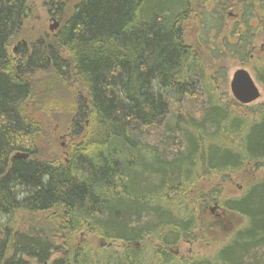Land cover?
Returning a JSON list of instances; mask_svg holds the SVG:
<instances>
[{
	"label": "trees",
	"instance_id": "1",
	"mask_svg": "<svg viewBox=\"0 0 264 264\" xmlns=\"http://www.w3.org/2000/svg\"><path fill=\"white\" fill-rule=\"evenodd\" d=\"M235 1L77 0L54 38L11 55L30 0H0V264H264V178L221 200L246 223L212 253L172 250L224 195L215 178L264 167V104L241 113L218 94L225 68L211 70L223 50L249 60L264 0ZM233 7L244 20L225 33ZM37 105L67 127L65 161Z\"/></svg>",
	"mask_w": 264,
	"mask_h": 264
},
{
	"label": "rangeland",
	"instance_id": "2",
	"mask_svg": "<svg viewBox=\"0 0 264 264\" xmlns=\"http://www.w3.org/2000/svg\"><path fill=\"white\" fill-rule=\"evenodd\" d=\"M232 3H235V0ZM77 0H30L28 12L26 18L24 20L23 26L18 31L16 38L9 45V53L14 55V51L21 44L26 46L32 45L35 41L40 38H54V36L62 29L65 24V20L67 19V7L71 9L72 6L75 5ZM63 4L64 10L57 11V8ZM212 4V3H211ZM209 3V6H211ZM234 5V4H233ZM62 7V8H63ZM243 11L238 9L237 7L230 8L228 11L227 22H226V30L228 31L235 24L241 23L243 16ZM244 20V19H243ZM55 21L59 22L58 28L55 30H51V26L54 25ZM255 29V40L253 44V48L249 52V60L247 63L241 62L235 55L228 52L227 50H223L227 53V56L224 57L221 62H214L211 66V70L214 71L215 68H219V66L225 68L227 79L225 84H221L216 81V85L218 86V94L221 97H224L223 100L228 97L229 99H234V96L231 92L230 82L233 77V74L241 68H245L250 72L252 77L256 80L257 85L259 86L261 97L256 101L244 105L241 104L242 108L240 109L241 113H245V109L251 108V106H256L257 104H264V86L258 82L256 78L255 68L257 66L264 64V8H261L257 11L255 18L251 21ZM189 23L186 24L187 37L189 42H196V36L199 32V29L196 27L188 26ZM242 30H245L243 25H239ZM215 33L214 31L212 32ZM223 38V36L221 37ZM220 38V40H221ZM220 40L217 44L221 45ZM198 44V42H197ZM199 45V44H198ZM216 45V44H215ZM200 46V45H199ZM75 84V96L79 98L82 96V89L80 87H76ZM81 98H84L82 96ZM237 101V100H236ZM38 106V105H37ZM70 106V105H69ZM74 107V106H72ZM31 110V109H30ZM32 117L39 118L44 125V123H48L49 129L47 132L54 133L58 132L57 139L55 140L54 146L52 148L51 153L53 152L57 159L65 161L69 157L70 146L73 142L72 137L67 133V127L59 126L56 122H53L51 119H42L43 111L40 107L33 106V110L30 111ZM51 127V129H50ZM48 154L49 149H44ZM264 178V167L261 169H257L254 166L248 165L245 169H243L238 175H236L232 179L223 180L221 178H215V182L213 184H222L224 187V195L220 198L219 202H210L209 204L203 205L202 209L199 210V218L198 225L195 226V239L194 241H180L178 245L172 249L178 257H185L186 259H191L194 256L204 255L212 253L216 246L221 245L226 241V239L238 228L242 227L246 221L243 217L238 215V213L230 212L223 208L222 199L230 198V197H238L243 194L246 187L257 180ZM206 180L201 185L202 189H206V187L211 188L213 184H206ZM199 186V185H198ZM201 189V190H202ZM196 203L197 208H199L200 203ZM4 217L0 215V222L4 221ZM87 239L93 240L95 237L91 236L87 233H83ZM83 235L78 237V241L83 239ZM95 245L99 244L102 246H106L105 242H101V240L96 239L93 242ZM111 242L110 244H112ZM117 250H122L127 245L116 241L113 245ZM29 264H38L36 261L31 260Z\"/></svg>",
	"mask_w": 264,
	"mask_h": 264
},
{
	"label": "water",
	"instance_id": "3",
	"mask_svg": "<svg viewBox=\"0 0 264 264\" xmlns=\"http://www.w3.org/2000/svg\"><path fill=\"white\" fill-rule=\"evenodd\" d=\"M59 22L55 21L51 30L58 28ZM234 98L242 104H250L260 98L261 92L250 72L244 68L238 69L230 82ZM16 157L27 158L28 154H19Z\"/></svg>",
	"mask_w": 264,
	"mask_h": 264
}]
</instances>
